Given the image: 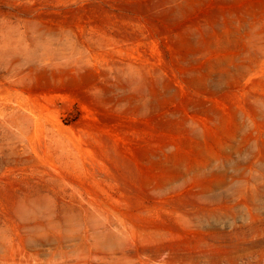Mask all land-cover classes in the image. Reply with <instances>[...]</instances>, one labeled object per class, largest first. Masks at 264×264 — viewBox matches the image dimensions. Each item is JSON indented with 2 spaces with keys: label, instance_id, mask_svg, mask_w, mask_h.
Segmentation results:
<instances>
[{
  "label": "rangeland",
  "instance_id": "obj_1",
  "mask_svg": "<svg viewBox=\"0 0 264 264\" xmlns=\"http://www.w3.org/2000/svg\"><path fill=\"white\" fill-rule=\"evenodd\" d=\"M0 264H264V0H0Z\"/></svg>",
  "mask_w": 264,
  "mask_h": 264
}]
</instances>
